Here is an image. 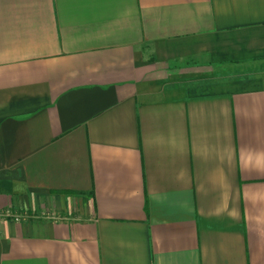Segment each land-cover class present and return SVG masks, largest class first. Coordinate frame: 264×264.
<instances>
[{"label":"crops","instance_id":"1","mask_svg":"<svg viewBox=\"0 0 264 264\" xmlns=\"http://www.w3.org/2000/svg\"><path fill=\"white\" fill-rule=\"evenodd\" d=\"M263 68L264 0H0V264H264Z\"/></svg>","mask_w":264,"mask_h":264},{"label":"built area","instance_id":"2","mask_svg":"<svg viewBox=\"0 0 264 264\" xmlns=\"http://www.w3.org/2000/svg\"><path fill=\"white\" fill-rule=\"evenodd\" d=\"M16 219H18V216L16 217Z\"/></svg>","mask_w":264,"mask_h":264},{"label":"rangeland","instance_id":"3","mask_svg":"<svg viewBox=\"0 0 264 264\" xmlns=\"http://www.w3.org/2000/svg\"><path fill=\"white\" fill-rule=\"evenodd\" d=\"M264 69V68H263Z\"/></svg>","mask_w":264,"mask_h":264}]
</instances>
